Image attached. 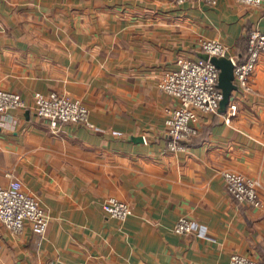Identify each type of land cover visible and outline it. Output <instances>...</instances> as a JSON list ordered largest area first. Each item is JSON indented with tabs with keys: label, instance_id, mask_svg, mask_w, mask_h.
Here are the masks:
<instances>
[{
	"label": "crops",
	"instance_id": "obj_1",
	"mask_svg": "<svg viewBox=\"0 0 264 264\" xmlns=\"http://www.w3.org/2000/svg\"><path fill=\"white\" fill-rule=\"evenodd\" d=\"M255 27L264 31V3L0 0V86L25 101L0 114V185L21 181L49 215L42 238L0 220V264L264 259V205L236 200L223 177L259 179L264 204V54L252 90H234L225 112L199 111L184 150L169 148L166 119L179 102L159 86L180 58H202L201 38L245 59ZM53 91L81 99L93 125L39 116L35 93ZM111 196L131 204L126 220L105 212ZM183 216L204 234L176 233Z\"/></svg>",
	"mask_w": 264,
	"mask_h": 264
},
{
	"label": "built area",
	"instance_id": "obj_2",
	"mask_svg": "<svg viewBox=\"0 0 264 264\" xmlns=\"http://www.w3.org/2000/svg\"><path fill=\"white\" fill-rule=\"evenodd\" d=\"M182 4L195 0H170ZM217 5L219 0H196ZM242 3L261 6L264 0H238ZM200 46L208 54L230 57L235 66V82L243 92L252 90L250 78L254 73L260 57L264 54V31L255 27L248 32L247 56L238 59L229 55V47L219 40L201 38ZM179 67L167 71L159 82L160 88L178 100V104L170 110L166 119L168 145L171 150H184L188 143L198 135L197 127L199 111L217 112L224 93L219 88L220 69L211 61L203 58H180ZM35 108L39 116L51 120L54 127L63 122L93 125L89 107L79 98L53 91L36 92ZM25 106L23 96L19 92L10 91L0 86V114ZM238 111L236 103L230 104L228 118ZM223 177L226 188L239 202L262 207L259 183L242 173L224 170ZM105 212L114 218L126 220L133 212L131 204L115 196L107 198ZM0 220L12 232L24 231L28 224L41 238L44 237L49 215L38 197L27 192L19 180H12L8 185H0ZM195 220L183 216L176 223L174 230L179 234H190L202 231ZM230 264H264V260H256L247 255L233 254Z\"/></svg>",
	"mask_w": 264,
	"mask_h": 264
},
{
	"label": "water",
	"instance_id": "obj_3",
	"mask_svg": "<svg viewBox=\"0 0 264 264\" xmlns=\"http://www.w3.org/2000/svg\"><path fill=\"white\" fill-rule=\"evenodd\" d=\"M201 57L206 60H211L220 69L218 86L223 90L224 98L220 103L219 110L225 112L231 101L234 90L238 89V86L235 82L234 62L228 56H211L206 52L202 53Z\"/></svg>",
	"mask_w": 264,
	"mask_h": 264
},
{
	"label": "rangeland",
	"instance_id": "obj_4",
	"mask_svg": "<svg viewBox=\"0 0 264 264\" xmlns=\"http://www.w3.org/2000/svg\"><path fill=\"white\" fill-rule=\"evenodd\" d=\"M230 170V169H229ZM232 171H235V170H232ZM236 172H238V171H236ZM239 173H241V172H239ZM243 174V173H242ZM245 175V174H244ZM246 176V175H245ZM247 177H249V176H247ZM249 178H252V179H255L258 183H259V185H260V187H259V193H260V196H261V199H262V195H261V190H262V187H263V184H262V182L259 180V179H257V178H253V177H249ZM232 195V194H231ZM233 196V195H232ZM234 197V196H233ZM235 198V197H234ZM262 202H263V199H262ZM264 205V204H263ZM263 207V206H262ZM201 228H203L202 226H201ZM200 232V234H204V228L202 229V231H199ZM249 257H251V256H249ZM251 258H253V257H251ZM254 259H256V258H254ZM256 260H264V259H256Z\"/></svg>",
	"mask_w": 264,
	"mask_h": 264
}]
</instances>
